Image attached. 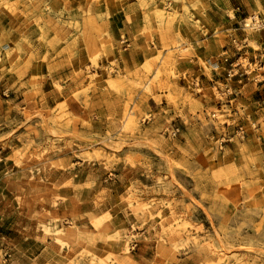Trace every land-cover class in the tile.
Listing matches in <instances>:
<instances>
[{
  "label": "rangeland",
  "instance_id": "1",
  "mask_svg": "<svg viewBox=\"0 0 264 264\" xmlns=\"http://www.w3.org/2000/svg\"><path fill=\"white\" fill-rule=\"evenodd\" d=\"M69 1L60 0L56 7L50 0H0V19L27 34L30 61L36 26L44 43L38 64L49 60L51 31L69 60L65 64L74 63L82 43L90 57L86 66L74 63V88L57 82L58 102L52 105L51 95L43 94L40 108L30 104L23 121L0 135L11 158L37 169L30 195L18 198L27 206V216L38 219L61 247L83 248L70 264L86 258L89 264H264V199H254L244 189L249 176L262 178L264 190V163L244 175L232 151L213 137L215 122L206 119L197 121L200 141L182 145L178 135L184 122L157 121L143 110L151 104L154 86L169 90L176 83L168 56L160 51L135 72H124L117 67L115 46L94 6L99 0H86L79 7H68ZM3 59L0 50V63ZM85 72L89 81L84 82L78 78ZM40 80L36 77L34 85ZM161 97L156 99L161 102ZM167 97L175 106L188 102L178 91ZM172 125L181 127L176 136L164 132ZM68 165L74 173L61 179ZM92 183L100 187L94 200L88 193ZM66 188L74 189L71 200L60 192ZM82 197L97 208L115 198L119 203L111 210L85 212L93 228L86 232L76 222H62L66 214L59 212L61 201H72L77 209ZM113 210L118 214L115 225ZM98 241L119 242L122 251L96 250Z\"/></svg>",
  "mask_w": 264,
  "mask_h": 264
},
{
  "label": "crops",
  "instance_id": "2",
  "mask_svg": "<svg viewBox=\"0 0 264 264\" xmlns=\"http://www.w3.org/2000/svg\"><path fill=\"white\" fill-rule=\"evenodd\" d=\"M50 2L57 7L60 0ZM85 2L70 0L67 6L79 7ZM94 6H98L100 20L115 46L117 67L124 72H135L162 51L176 71V83L171 79L172 89L161 90L154 86L149 97L151 104H145L143 110L154 115L157 121L184 122L178 138L187 147L191 141L201 139L196 130L197 121H214L213 137L218 141L227 139L221 147L232 151L233 161L242 167L241 172L247 176L258 171L259 165L264 163V28H244L243 21L255 14L264 18V0H99ZM5 21V18L0 19V50L4 55L0 63V135L15 121H23L22 113L30 104L40 108L43 94L51 95L52 105L58 102L57 82L64 88H74L75 65L86 66L90 61L86 44L80 47L83 40L80 36L77 40L80 48L73 60L75 65L65 64L69 60L62 55L59 39L51 31L49 60L44 65L38 64L37 58L39 54L42 56L44 46L39 42L42 32L38 26L33 40L35 57L30 61L25 51L26 32L24 37L22 31ZM233 64L239 65L241 74L237 70L230 74ZM35 76L41 78L38 87L34 85ZM78 79L89 81L86 72ZM227 87L228 91L224 92ZM173 91L182 93V98L188 102L175 106L167 97ZM159 95H163L161 102L156 99ZM214 111H218V117L211 115ZM251 159L255 162L250 163ZM66 169L61 179L74 173L71 166ZM36 170L30 165L18 164L11 158V151H5L4 143L0 142V264H70L83 249L61 247L44 231L38 219L27 216L28 208L18 198L30 195L31 177ZM84 178L87 180L88 175ZM262 182V178L248 176L244 189L261 201L264 199ZM51 184L48 182V186ZM73 190L66 188L60 192L71 200L75 195ZM88 191L94 200L100 194L99 184L91 185ZM81 199L82 204L77 209L72 201H61L59 212L66 214L62 222H76L86 232L93 228L85 212L111 210L119 203L115 198L111 205L103 202L97 208L93 202ZM46 207L53 209L52 204ZM74 210L79 212L75 216L71 215ZM114 211L115 225L118 214ZM96 246V250L115 254L122 251V244L116 241H98ZM6 252L10 253L8 258ZM88 261L86 258L82 264H89Z\"/></svg>",
  "mask_w": 264,
  "mask_h": 264
},
{
  "label": "built area",
  "instance_id": "3",
  "mask_svg": "<svg viewBox=\"0 0 264 264\" xmlns=\"http://www.w3.org/2000/svg\"><path fill=\"white\" fill-rule=\"evenodd\" d=\"M243 27L244 28H250V29H253V30H259V29H263L264 28V18L263 17H260L259 15H251V16H247L244 21H243ZM124 42L127 43V41L124 40ZM239 65L236 64L232 66L231 70H230V74H235L237 70V73H242L240 70H239ZM246 71V70H245ZM228 87L225 89L224 92H227L228 91ZM224 92H220L219 93L222 95L224 94ZM213 117H218V111H214L212 114H211ZM180 129L181 127L179 125H172V126H167V128L165 129V133H168V135L170 136H176L178 135V133L180 132ZM240 130H242V128H240ZM242 132V131H241ZM227 139L226 138H222L220 144L223 145V143L226 141ZM10 256V253L9 252H6L5 253V257L8 258Z\"/></svg>",
  "mask_w": 264,
  "mask_h": 264
}]
</instances>
